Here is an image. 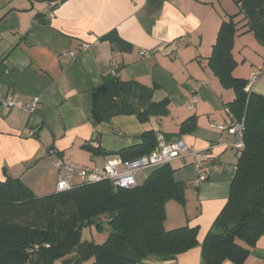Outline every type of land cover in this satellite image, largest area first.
<instances>
[{"label": "crops", "instance_id": "obj_1", "mask_svg": "<svg viewBox=\"0 0 264 264\" xmlns=\"http://www.w3.org/2000/svg\"><path fill=\"white\" fill-rule=\"evenodd\" d=\"M237 12L235 0H0V94L40 101L32 116L0 108V182L18 179L46 196L55 193L59 159L99 168L119 157L91 156L83 146L114 154L139 144L146 131L157 140L180 139L194 154L169 164L174 181L186 185L185 203L166 204L164 228H197L198 246L140 264H205L200 246L226 204L238 158L232 136L212 127L231 125L227 104L234 93L221 86L208 60L221 22ZM241 32L232 75L248 81L260 72L249 91L264 96V48ZM70 52L75 56L66 57ZM114 70L121 80L154 86L153 101L166 100L168 116L96 123L92 93ZM190 117L195 128L177 135ZM153 170L141 171L137 185ZM199 173L206 180L195 185ZM243 264H264V235Z\"/></svg>", "mask_w": 264, "mask_h": 264}, {"label": "trees", "instance_id": "obj_2", "mask_svg": "<svg viewBox=\"0 0 264 264\" xmlns=\"http://www.w3.org/2000/svg\"><path fill=\"white\" fill-rule=\"evenodd\" d=\"M235 4L238 12L221 22L208 66L221 86L234 93L227 107L236 121L243 122V147L237 152L226 204L200 246L205 264H243L264 235V96L246 91L248 81L232 75L238 31L252 33L264 48V0ZM154 91V86L121 80L117 72L106 73L92 93L93 120L134 116L145 124L152 117L168 116V102H154ZM194 128L195 119L190 117L177 135ZM138 138L139 144L114 154L100 147L83 149L91 156L117 155L126 161L148 155L157 146L154 131ZM185 188L174 181L169 164L154 168L142 185L130 189L101 181L36 196L18 179L7 178L0 182V264H140L148 258L167 261L182 255L198 246V229L166 230L164 222L168 202L184 205ZM92 219L100 223L92 224ZM92 227L99 234L106 231L105 239L99 243L83 239V231ZM39 253L43 263L34 259Z\"/></svg>", "mask_w": 264, "mask_h": 264}, {"label": "built area", "instance_id": "obj_3", "mask_svg": "<svg viewBox=\"0 0 264 264\" xmlns=\"http://www.w3.org/2000/svg\"><path fill=\"white\" fill-rule=\"evenodd\" d=\"M57 3L58 1H53L52 5L55 6ZM88 47L87 44H84L81 46V50H86ZM142 55L146 56V53H142ZM65 56L72 58L75 54L70 52L65 54ZM111 73L115 74L116 71H111ZM259 74L260 72L251 73L245 89L246 91H249L250 86L257 81ZM195 101L196 99L194 98L193 102ZM0 108L13 109L19 113L32 116L38 112L40 101L38 98L25 100L16 94L10 96H2L0 94ZM212 127L229 133L233 139L231 145L237 152L242 149L243 122H238L232 117L231 125H212ZM28 135L30 136L31 133H28ZM193 154L180 139L167 142L160 138L157 140L156 148L148 155L126 161H123L119 157H112L105 162L103 167L99 168H90L72 163L66 159H59L55 163V192L69 191L78 183H97L101 181H110L118 189H130L137 185L136 177L144 169L159 168L170 164L174 160L192 156ZM205 180L206 176L203 173H199L195 185Z\"/></svg>", "mask_w": 264, "mask_h": 264}, {"label": "rangeland", "instance_id": "obj_4", "mask_svg": "<svg viewBox=\"0 0 264 264\" xmlns=\"http://www.w3.org/2000/svg\"><path fill=\"white\" fill-rule=\"evenodd\" d=\"M103 227L104 228L106 227L105 222L103 223ZM106 234H107L106 231H104L102 234H99L96 232L95 228L92 227V228L85 229L83 231L82 238L87 239V240L93 239L95 242L99 243L101 242L100 240L105 239Z\"/></svg>", "mask_w": 264, "mask_h": 264}, {"label": "water", "instance_id": "obj_5", "mask_svg": "<svg viewBox=\"0 0 264 264\" xmlns=\"http://www.w3.org/2000/svg\"><path fill=\"white\" fill-rule=\"evenodd\" d=\"M91 223L92 224H99L100 222L97 219H92ZM34 259H39L41 263H43V261H44L42 253H39L38 255H35Z\"/></svg>", "mask_w": 264, "mask_h": 264}]
</instances>
